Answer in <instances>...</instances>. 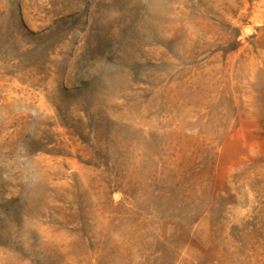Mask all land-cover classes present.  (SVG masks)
Instances as JSON below:
<instances>
[{"label": "rangeland", "instance_id": "1", "mask_svg": "<svg viewBox=\"0 0 264 264\" xmlns=\"http://www.w3.org/2000/svg\"><path fill=\"white\" fill-rule=\"evenodd\" d=\"M0 264H264V0H0Z\"/></svg>", "mask_w": 264, "mask_h": 264}]
</instances>
